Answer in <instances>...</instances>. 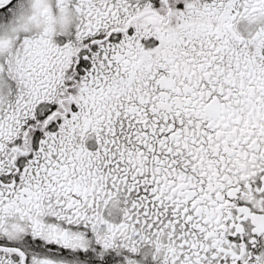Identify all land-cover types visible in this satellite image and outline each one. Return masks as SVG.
Segmentation results:
<instances>
[{
    "label": "snow or ice",
    "instance_id": "6c2138e0",
    "mask_svg": "<svg viewBox=\"0 0 264 264\" xmlns=\"http://www.w3.org/2000/svg\"><path fill=\"white\" fill-rule=\"evenodd\" d=\"M0 264H264V0H0Z\"/></svg>",
    "mask_w": 264,
    "mask_h": 264
}]
</instances>
